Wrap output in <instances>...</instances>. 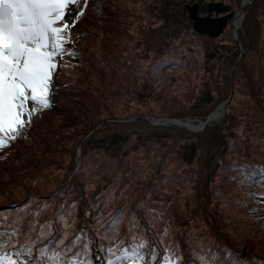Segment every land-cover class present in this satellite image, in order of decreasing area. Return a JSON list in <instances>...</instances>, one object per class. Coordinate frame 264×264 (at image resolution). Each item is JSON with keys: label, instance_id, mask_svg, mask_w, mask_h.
<instances>
[{"label": "rangeland", "instance_id": "1", "mask_svg": "<svg viewBox=\"0 0 264 264\" xmlns=\"http://www.w3.org/2000/svg\"><path fill=\"white\" fill-rule=\"evenodd\" d=\"M143 1L141 3L134 0H93V8L89 11L86 22L80 24L82 29L88 30L87 39L80 41L83 59L75 70L69 71L63 78V81L68 82L69 86L61 91L59 106L46 114L45 120L35 128L34 141L23 149V153H31L29 164L25 161L20 163V161L12 160L0 171V213L6 214L10 220L22 217L23 229H25L26 223L24 220L29 214L39 213L38 217L46 209L50 212L42 215L44 216L42 219L46 220L43 225L52 222L53 216L63 224L64 221L60 219L61 215L69 225L73 224L78 210L81 209V207L74 206L81 205L83 201L72 202L69 207H59L58 203L66 202L67 198L74 196L73 190L77 189V186H72L68 181L71 178L69 173L76 163V166H81V169L76 173L79 174V181L85 185L84 189L86 190V195L82 199H90L91 194L100 196L102 201H98L96 205H102L101 208H107L113 214L109 217L104 213L103 223L105 225L123 211L125 215L120 225L121 231L125 230V226H130V221L135 215L136 229L139 231H142V226L146 225L156 228L157 232H160L162 228L163 233L170 228L175 232V239L178 238V243L181 242L182 246L187 245L185 238L200 237L199 240L209 242L208 249L211 254L222 260L227 258L230 263L239 259L240 264H244L243 259L246 264H250L253 262V255L258 260L264 261V255L259 253L264 248V234L260 232L263 227L245 212L244 201L246 200L245 202L248 203L249 199L243 197V191L239 186L240 183L244 185L248 183L244 181L243 177L237 178L236 175H232L235 168L228 164L231 154H234L233 158L238 159L243 152L239 148L242 139V129L237 125L239 121L231 123L236 124L235 127L232 125L234 128L226 130L224 128L221 131L222 134L226 133L227 137L232 139L234 145L238 144L236 147L225 150L224 157L223 145L221 146V154L218 153V155L224 158V166L227 169L216 167L219 161L215 159L216 154L211 150V139L206 137L209 143L206 144L204 141V147L212 156L205 158L202 163L197 162L201 166V170L194 173L197 175L196 177L189 176L190 171L185 170L183 181H180L181 175L176 167L180 166L178 155L172 156L163 153V168L159 167L160 170H157L156 161L150 168L146 167L145 170H141L129 165V157H123L122 152L105 154L104 149L96 146L100 137L109 138L112 135L111 132L121 128L113 122L126 119L120 116L119 106L117 108H112L110 105L100 106L94 116L90 115L88 113V109L91 108L90 98L98 97L104 94L103 90L107 91L111 86H115V79L121 72L122 64L124 63L127 69L129 61L136 59L137 55L134 53L136 43L134 41L139 38L141 28L150 31L147 39H144L141 44L157 49L161 48L160 44L163 46L167 42L166 35L168 33H175L172 28H175L176 24L180 21L188 22V18L183 21V14L186 9L184 4L189 0ZM193 1L188 3L193 5ZM135 2L140 4L137 13L134 11ZM259 4L261 8H264V0H260ZM85 8V0H80L78 5L70 6L69 14L65 16V20L69 24L72 23L79 11ZM144 14L148 18H144ZM199 14L201 16H219L215 12L209 13L207 10L206 13ZM77 22L78 20H76ZM200 36L205 40L219 37H211L205 33ZM230 36L235 38L234 29ZM92 41H95L94 45ZM220 42H225V39ZM98 51H104L105 58L109 59V65L103 66L104 56L98 57ZM114 52L120 59L121 66L113 64ZM226 55L227 51L225 57ZM91 56L100 61L88 68L83 63ZM201 63L205 68H212L214 65L208 59H202ZM235 64L231 66L233 69ZM113 65L116 67L114 74H112ZM110 67L111 70L108 73ZM231 67L230 69H232ZM217 71L221 72L218 69ZM97 78L102 79V85L96 86V91L89 90L85 84ZM183 87L187 88V85L184 84ZM107 101L111 104L116 102L108 97ZM255 107L256 109L264 108V101L259 100ZM221 108V105H217L215 109L213 107L216 112ZM115 111H117V115L113 117ZM95 125H97L96 128L101 127L95 135L88 137L89 130ZM88 132L89 134L85 136ZM131 147L129 144V149ZM132 152L130 156L138 157L137 154H134L136 151ZM252 158L256 157L253 155ZM25 168H28L29 172H25ZM227 170L232 174L230 173V175ZM199 173L205 175L199 177ZM26 176L31 180L24 181ZM203 179L206 180V184L201 181ZM200 181L201 183H199ZM83 185L81 190H83ZM65 186L68 188L64 189ZM98 192L99 194H97ZM55 193L59 194L57 195L59 198L53 201L49 200V197ZM37 196L41 198V203L36 204L32 200ZM237 197L238 200H236ZM94 199L96 200V198ZM84 208L90 211L94 209V207L93 209ZM97 211L98 209H95V212ZM211 213L217 214L219 222L214 221V218L210 216ZM100 215L102 214L100 213ZM46 218L51 219L47 220ZM56 223L58 224V222ZM58 225L63 228V233L65 227L61 224ZM255 227L260 231H255ZM71 231L72 228L65 241L70 239L73 233ZM230 245L236 248L239 253L238 258L229 256L230 251L226 246ZM193 246L191 244L190 248Z\"/></svg>", "mask_w": 264, "mask_h": 264}, {"label": "trees", "instance_id": "2", "mask_svg": "<svg viewBox=\"0 0 264 264\" xmlns=\"http://www.w3.org/2000/svg\"><path fill=\"white\" fill-rule=\"evenodd\" d=\"M134 1L144 2L143 0ZM189 1H186L187 5L190 4L188 3ZM197 1H199L200 13H206L208 3L211 1H221L228 4L229 11H237L242 3V0ZM197 1L194 0L193 3H197ZM92 2L93 0H86L83 16H80L75 26L70 29L71 42L65 45V49L67 53H75V55L65 54L62 57H57L58 66L52 79V107L38 112L33 118L31 125L25 127L20 138L11 142L10 146L0 149V171L12 160L20 161V163L25 161V163L29 164L31 153H23V149L34 141L36 137L35 128L45 120L46 114L59 106L60 93L69 86L68 82L63 81V78L69 71L75 70L83 59L80 41L87 39L88 30L86 28L82 29L80 24L86 22V17L93 8ZM259 3L260 0H253L250 5L244 7L245 15L242 26L238 30L239 41L230 36L233 30L230 21L219 37L208 38L207 40L205 38L202 39L200 34L193 29V20L185 8L183 21L188 18V22L183 23L180 21L176 24V27L172 28L175 33L166 35L167 42L163 46L160 44L161 48L156 49L153 46L141 44L150 34L149 29L146 28L147 30L145 31L141 28L139 38L134 41L136 43V51L134 52L137 55L136 59L129 61L127 69L125 64H122L121 72L115 79V86H111L110 90H103L104 94L98 97L90 98L89 104L91 108L88 109V113L94 116L100 106L106 107L110 105L112 108L119 106L120 116L126 120L113 122V124L121 128L111 132L112 135L109 138L100 137L96 146L104 149L105 154L108 152H122L121 155L123 157H129V165L141 170H145L146 167L150 168L153 162L156 161L157 170H160L159 167L163 168V153L172 156L178 155L180 166L176 167L181 175L180 181L184 180L185 170L190 171L189 176L196 177L197 175L194 173L199 169L201 170V166L197 162L202 163L205 158L212 156L204 147V141H206V144L209 143L206 137L211 139V150L215 152V159L219 161V166L216 164V167L227 169L223 162V157L226 155L225 150L236 147L238 144L234 145L232 139L228 138L226 133L222 134L221 131L224 128L225 130L234 128L236 124L231 123L239 121L237 125L242 129V139L239 143L241 147L239 148L243 152H241L242 154L238 159L232 157L234 154L230 155L228 164L235 168V171L234 174L227 171L229 174L236 175L237 178L243 177L244 181L248 183L247 185L239 184L243 191V197L249 199L248 203L245 202L246 200L244 201V204H246L245 212L263 227L261 228L262 231L256 227L254 230L264 234V198H262L264 197V184L258 182L261 171L264 170V108L256 109L255 107L259 100L264 101V8H261ZM139 5V3L135 2V13H137ZM145 17L148 18L146 14H144ZM224 39L225 42H220V40ZM92 44L94 45L95 41H92ZM226 51L227 55L225 57ZM103 52L98 51V57L104 56ZM91 55L94 54L91 53ZM113 58V64L121 66V61L115 52L113 53ZM202 59L210 60L214 63L213 67L205 68L201 65ZM99 61L98 58L91 56L83 64L90 68ZM102 63L103 66L109 65V59L107 60L104 56ZM233 64H235L234 69L231 67ZM113 68L112 74H114L116 67L113 65ZM217 69L221 72H218ZM110 70L111 67L107 72L109 73ZM184 84L187 85V88L183 87ZM101 85L102 79L99 80L98 78L85 84L92 91H96V86ZM107 97L114 99L116 101L115 104L109 103ZM228 98L223 119L214 122L212 126L206 127L204 132L190 130L185 126L172 123L156 125L150 121L152 117L178 118L184 121L191 119L195 123L196 120L205 121L217 105L225 103ZM211 109L213 110L211 111ZM115 112H113V117L117 115V111ZM97 125L89 130L90 133L92 132L91 134L88 132L85 136L88 134V137L95 135L101 127L96 128ZM44 131L46 132V130ZM129 144L132 146L130 149ZM101 145L102 147H100ZM222 145L223 157L218 155V153L221 154ZM132 151H136L134 154H137L138 157L130 156L133 153ZM21 154L22 156H20ZM253 155L256 158H252ZM129 168L132 167L129 166ZM80 169L81 166L76 169V163H74L71 173H69L71 178L68 181L72 186L76 185L78 191L74 189L72 198H67L66 202L58 203L59 207H69L72 202L83 201L81 205L77 204L74 206L81 207V209L78 210L76 219L71 224L73 225L71 231L73 233L70 239L65 241V245L70 244L80 234L82 229L86 230L92 237H96L98 230L96 227L97 220L104 221V213L109 215V217L113 216L109 209L101 208L103 207L102 205H96L98 201H102V197L91 194L90 199H82L86 195V190L84 189L85 185L79 181V174L76 173ZM24 171L29 172V169L25 168ZM198 175L203 177L205 174L199 173ZM30 180L31 178L26 176L24 181ZM201 181L206 184L205 179ZM82 185L83 190H81ZM66 188L68 186L64 187V189ZM60 193L62 194V192ZM57 195L59 194L55 193L50 197L48 196L49 200H57L59 198ZM32 200L36 204L41 203V198L38 196ZM236 200H238V197ZM127 203L130 204V202ZM84 207H90V209L94 207V209L90 211ZM95 209H98V211L95 212ZM46 212L50 211L46 209L38 217L33 212L24 220L26 222L25 229H29L31 222L37 224L36 232L32 233L33 238L37 236L39 226L45 223L46 220L42 219L44 217L42 215ZM154 212L157 213L156 211ZM210 216L214 218V221L219 222L217 214L211 213ZM46 219L50 220L51 218ZM11 220L15 219L11 218ZM56 222L65 227L64 223L62 224L57 217L53 216V227L51 228L53 235L44 239L43 243L37 246L38 248L47 245L49 241L55 240L59 234H62L63 228ZM46 231L48 230L46 229ZM135 232L138 238L143 237L148 241L149 245L155 244L157 252L155 264H163V256L167 254V249L169 248L182 257L181 264H201L199 260L201 255L208 257L211 264H233L227 258L222 260L211 254L208 249L210 247L209 242L199 240L200 237L198 238L197 236L185 238L187 245L182 246L181 242L178 243L179 239H175V232L170 228L167 229L168 235L166 237L163 236L162 228L160 232H157L156 228L149 225L142 226V231L135 228ZM209 234L214 236L211 233ZM129 235L130 226L128 227L127 225L124 231L119 230L117 239L123 240V246H127L132 243L128 239ZM20 239L23 242L24 236H21ZM102 242L107 246V241ZM191 244L194 245L192 248H190ZM92 248L94 249L92 256L96 260V264H101L106 253L98 251L95 244L92 245ZM226 248L233 254L231 256L239 257V253L232 245L226 246ZM81 249L82 244L74 248L67 258L70 259ZM6 251H11V249ZM145 252L146 256L151 254L150 250H145ZM259 253L264 255V248ZM248 254L246 253L245 255ZM213 257H215V260H213ZM252 258L253 262L250 264H261V260H258L255 255ZM33 259H35V256ZM242 262L246 264L243 259ZM122 264H127V262H122Z\"/></svg>", "mask_w": 264, "mask_h": 264}, {"label": "snow or ice", "instance_id": "3", "mask_svg": "<svg viewBox=\"0 0 264 264\" xmlns=\"http://www.w3.org/2000/svg\"><path fill=\"white\" fill-rule=\"evenodd\" d=\"M79 2L0 0V149L20 138L38 112L52 107V79L58 66L57 57L75 55L67 53L65 45L71 42V27L84 12L79 11L71 25L65 16L69 14L70 6ZM258 182L264 184V170ZM124 215L121 211L106 225L97 220L96 237L82 229L67 245L65 240L73 225H69L61 215L65 231L38 248L44 239L53 235L52 222L40 225L37 236L33 238L32 233L37 230L35 222H31L29 229L25 230L22 217L10 220L6 214L0 213V264H96L92 256L93 244L98 251L106 253L101 264H122L125 261L127 264H155L156 246L154 243L149 245L143 237H137L135 215L130 221L128 237L132 243L123 246L124 241L117 239ZM22 234L23 242L20 239ZM167 235L165 230L163 236ZM102 241H107V246ZM81 244L82 249L67 258ZM8 249L11 251H6ZM145 250H150L151 254L146 256ZM228 254L233 255L231 252ZM181 260L182 257L170 248L163 256V264H181ZM199 260L201 264H211L206 256H199ZM233 264H240V260H235Z\"/></svg>", "mask_w": 264, "mask_h": 264}, {"label": "water", "instance_id": "4", "mask_svg": "<svg viewBox=\"0 0 264 264\" xmlns=\"http://www.w3.org/2000/svg\"><path fill=\"white\" fill-rule=\"evenodd\" d=\"M253 0H243L241 7L238 11H229V5L225 4L224 2L221 1H213L208 3L207 6V11L209 13L215 12L219 16H210V15H205L201 16L199 14V8L200 5L199 3H194L193 5H186V9L188 10L191 19L193 20V29L198 33V34H208L211 37H217L219 36L224 29L227 27L228 22L231 21L235 18L237 14L241 15V19L243 20L244 17V6L247 4L252 3ZM234 35L237 41H239V35H238V30L234 29ZM232 94V93H231ZM228 100L221 104V109L218 112V116H213V114L209 115L205 121H200L198 124H194L192 121H183L178 118H156L152 117L150 121L153 124H178L181 126H185L190 130L194 131H204L207 126L213 125L214 122L220 120L224 115H225V108ZM92 133V132H91ZM90 133V134H91Z\"/></svg>", "mask_w": 264, "mask_h": 264}, {"label": "bare ground", "instance_id": "5", "mask_svg": "<svg viewBox=\"0 0 264 264\" xmlns=\"http://www.w3.org/2000/svg\"><path fill=\"white\" fill-rule=\"evenodd\" d=\"M243 1V0H242ZM253 2V1H252ZM251 4V3H250ZM250 4H247V5H250ZM247 5H245V6H247ZM244 6V7H245ZM242 19H241V15L240 14H237L236 16H235V18L232 20V22H231V25H232V27H233V29H235V30H238L239 28H241V26H242ZM218 112L219 111H213L211 114H213V116H218ZM210 114V115H211ZM196 123L198 124V121H196ZM178 125V124H177Z\"/></svg>", "mask_w": 264, "mask_h": 264}]
</instances>
